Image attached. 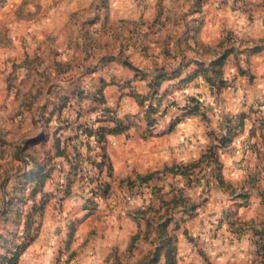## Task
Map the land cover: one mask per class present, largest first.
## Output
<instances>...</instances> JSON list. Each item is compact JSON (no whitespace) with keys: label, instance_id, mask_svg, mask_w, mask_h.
Wrapping results in <instances>:
<instances>
[{"label":"crops","instance_id":"0c3cea01","mask_svg":"<svg viewBox=\"0 0 264 264\" xmlns=\"http://www.w3.org/2000/svg\"><path fill=\"white\" fill-rule=\"evenodd\" d=\"M108 26L114 30L108 32ZM0 27L1 100L7 98L14 105V98L28 94L26 88L33 82L59 89L79 87L84 96L100 87L110 119L98 124L113 128L122 121L125 125L122 131L106 135L112 166L108 196L95 208L84 209L87 189L75 181L63 204L54 208L60 216L78 217L68 241L76 254L71 264L114 260L125 264L131 237L148 230L138 261L153 242L158 245L157 226L169 218V230L178 222L177 264L248 259L250 236L233 233L221 214L230 208L236 218L252 220L261 212L257 189L251 184L256 182L260 189L264 185V0H0ZM225 32L239 39L240 46L222 47ZM50 33L55 47L51 50L43 45ZM49 51L52 64L26 62L32 56L44 59ZM226 51L222 72L228 84L215 94L199 65L207 66ZM241 69L247 75L240 74ZM156 83L153 95L151 86ZM68 96L74 105L77 97ZM191 99L200 103V113L184 115ZM150 107L156 110V123L147 128L145 112ZM95 118L94 112L85 113L80 122ZM235 124L240 127L233 129V145L220 153V175L233 195L219 187L211 170H205L206 200L187 217L184 206L174 205L172 199L188 196L198 201L204 184L188 186L182 175L167 170L198 160ZM243 140L250 145L244 155L237 149ZM53 156L47 182L53 183L52 195L61 197L55 184L70 180L69 165L65 158ZM57 170L62 171L58 178ZM151 172L156 176L139 185L136 177ZM128 180H135L131 192ZM243 192L248 195L246 206L234 200ZM133 208L145 212L134 215ZM47 219L42 230L54 232V251L62 246L60 239L69 228ZM45 253L51 260L50 251Z\"/></svg>","mask_w":264,"mask_h":264},{"label":"rangeland","instance_id":"374dc122","mask_svg":"<svg viewBox=\"0 0 264 264\" xmlns=\"http://www.w3.org/2000/svg\"><path fill=\"white\" fill-rule=\"evenodd\" d=\"M112 22L115 23L116 21L112 20ZM2 29L3 27H0L1 42H3ZM108 29V32L114 30L109 26ZM103 35L105 36L106 33H103ZM52 36H54L52 33L46 35L43 43L46 48H50L49 50L55 48L52 45L54 42ZM223 37L224 45L222 47L230 48L231 46H240L238 45L240 40L234 38L235 36L233 37L231 33L225 32ZM254 43L258 44L259 42H253L252 44ZM257 44L253 46L256 47L258 46ZM64 46L66 44L62 42L61 47L64 48ZM50 53L52 52L49 51V54H46L44 59L32 56L26 59V62L33 66L47 61L52 64V54ZM239 71L240 74L247 75V70L241 69ZM26 90L28 94L23 93L20 99L13 97L14 105L13 103L9 104L7 98L1 100L3 93L0 90V264H7L4 260L5 257L11 256L12 252L18 251L21 254L17 264H71L76 254L73 249L68 247V241L73 237L74 227L78 217L74 215L70 217V213L65 217L64 215L60 216V213L55 211L57 209L56 205L60 207L64 199H66L64 196L66 197L67 187L65 184H55L56 190H59L58 193L62 194L61 197L53 196V192L50 191L53 183L45 181L43 186H40V181L37 180V176L40 174L43 175L44 173L38 167L39 162L50 166L52 164V157L56 154V151L60 152L63 148L65 152L68 149L72 150L75 148L74 144L76 143H78L76 145L78 150L79 147H82L83 142L87 139L83 132L76 127L81 123H86L85 121L80 122V118H82L83 114L88 113L92 108L96 107L97 102L85 96L86 99H81V102L74 103V105L69 104L68 97L64 99L63 97L69 92L70 88L43 87L40 85V82L39 84L33 82ZM58 90H63L66 93L59 95L60 92ZM86 100L90 102L84 106L83 103ZM64 101L67 102L65 103ZM74 106L78 107L75 108ZM10 107L13 109L12 112L8 113ZM25 111L28 113H25ZM94 113L96 114V118L92 123L99 117L98 112ZM78 136H80L82 141ZM235 137L236 135L233 137L232 143H229L223 148H219V159L220 153L233 145ZM66 143H68L67 148H65L67 146ZM67 154L70 153L67 152ZM219 161L221 163V160ZM261 162L264 163V156ZM207 168L213 174V168ZM60 172L62 171L57 170L56 176ZM47 173H50V170ZM255 176L253 175V177ZM213 177L215 179V175ZM251 185L257 189L256 199L261 208L260 216L252 220H241L233 215L230 208L223 209L224 211L221 214V220L227 222L230 230L237 229L239 235L246 234L250 236L251 246L248 251V259L232 264H264V185L262 189L258 188L256 182H253ZM225 189L231 192L230 188ZM128 191L131 192V189ZM205 193L206 195L208 194L203 189L200 192L199 200H190V202L202 205L204 202L201 201L205 199ZM86 195L88 196V192ZM185 198L188 199L189 197L185 196ZM48 206L50 207L49 211L47 210ZM140 211L143 210L138 208L132 209L134 215L141 213ZM46 219L50 223L61 221L69 228V231H65L63 237L60 239L62 246L56 247L54 251V246L51 244V240L55 235L54 232L48 229L42 230ZM233 222L242 223L241 225L243 226L234 224L233 227H230ZM247 223L250 225H246ZM258 232H261V234H258ZM148 237L149 234H147L146 238ZM145 240L147 239H136L132 243H129L126 250L128 261L126 262L125 259V264H136L135 262L139 258L137 255L139 256L140 252L144 250L140 244ZM38 242L44 243L49 247H40ZM42 250L43 253L40 254ZM45 252H48L52 256L50 257L51 260L46 259L48 255ZM111 263L121 264L120 261L116 260ZM160 264H164V257Z\"/></svg>","mask_w":264,"mask_h":264},{"label":"trees","instance_id":"16d2710c","mask_svg":"<svg viewBox=\"0 0 264 264\" xmlns=\"http://www.w3.org/2000/svg\"><path fill=\"white\" fill-rule=\"evenodd\" d=\"M228 51L224 52L221 56H219L217 59L214 61L210 62L207 66H204L203 64L199 65V72L203 75L204 79L206 82H208L213 89L215 94H218L220 90L225 87L228 82L224 80L223 78V72L222 68L227 56ZM158 85L156 83L154 86H151V90L153 92V95L155 94V88ZM61 93H66L61 90H58ZM69 94H73L77 97L76 103L81 102L80 100L86 99L84 96V90H82L79 87H71L69 92L66 93V95L63 97H68L69 101ZM74 96V97H75ZM87 98L96 101L97 106L92 108L91 111L89 112H98L99 117L95 120V122H86V123H81L79 124L76 128L78 130H81L83 134L86 137H91L93 136L97 146L92 147V145L89 143L88 140H85L82 145V147L76 148V145L78 143L74 144L75 148L68 151H64L63 149L60 150V152L56 151V154H54L56 157H63L68 161L69 165V171L68 174L70 176V180L65 184L67 187V195H69V192L71 190L72 184L77 181L80 182L81 184L83 183L84 177L87 178L89 184L92 186L88 190V196L85 199L84 202V209H91L95 208L96 206V199L100 197L102 200L105 199L108 194H109V182L108 179L112 176V166L109 160V157L106 153V135L108 133H117L122 131L125 128V125H123L122 121H116V124L113 128L109 127H104L99 125V122H105L110 119L108 118V113L109 109L105 107V100L102 97L101 94V89L100 87L94 88L93 92L91 95H88ZM194 102L195 105L193 106H187L184 111V115H190V114H196L200 113V108L201 105L198 101L195 99L189 100V102ZM65 103L67 101H64ZM43 109V107H42ZM88 112V113H89ZM156 113V110L153 108H148L145 112V120H146V126L147 128L152 127L156 122L155 118L153 115ZM80 114V113H79ZM82 115V114H81ZM81 117V116H80ZM80 121V120H79ZM176 123V120L175 122ZM172 123L171 125H173ZM236 129L240 127L239 124L235 125ZM235 127H228L227 128V134L220 139H216L217 143H211L208 145V147L205 149V152L202 154V156L196 160L192 161L186 164H180L173 166L169 168L167 171L173 175L179 174L182 175L186 179V184L188 186L194 184L195 186L204 184L202 187V190H208V181L205 176V170H209L207 167L213 168L212 172L215 175V180L218 182L219 187L221 188H229L228 185L223 183L221 175H220V170L222 164L220 163L219 159V148H223L229 143H232L233 137L236 135V133L233 132V129ZM75 128V129H76ZM58 129V128H55ZM235 129V130H236ZM148 130V129H147ZM148 133H150L148 131ZM149 135V134H148ZM80 139V136H78ZM81 140V139H80ZM82 141V140H81ZM215 141V142H216ZM68 147V143H66ZM80 144H82L80 142ZM79 144V145H80ZM83 148V150H81ZM219 150V151H218ZM70 153V154H67ZM54 157V156H53ZM52 157V159H53ZM212 161V162H211ZM52 165V164H51ZM45 165L44 163L41 164L39 162V169L44 173L43 175L40 174L37 176V180L40 181V186H43V183L47 181V179L50 177L51 174V169L52 167ZM92 166V168L90 167ZM48 170H50V173H47ZM157 172H151L148 174H145L143 176H137L136 180L140 182L139 185L141 184H147L151 179L156 176ZM135 180H128L126 185L131 189L134 185ZM234 192L231 190V194L233 195ZM64 196V198H66ZM206 199H203L201 202H205ZM234 200H238L239 203L243 206L247 205L248 201V195L246 192L239 193L236 195V198ZM172 203L174 205H177L178 203H181L184 206V213L187 215V217H192L194 212L196 211L197 207L200 205L198 203H191L190 198H185L183 196L181 199L176 200L174 197L172 199ZM139 209V208H138ZM143 211H140L141 213L145 212V209H142ZM229 216V215H228ZM166 219V218H165ZM171 220L166 219L162 221L156 229V238L158 245L154 246V242L152 243L151 249L146 253L142 258H140L136 264H160L161 260L164 257V264H177V257H176V240L177 236L174 234V230L177 229L178 227V222L175 221L174 227L172 230L168 229V226L170 224ZM251 222V221H250ZM249 222V223H250ZM247 223L246 225H250ZM234 224H238L240 226L242 223L238 222H233L231 223L230 227H233ZM149 219L147 222V226H149ZM233 233L238 234V230H232ZM147 234H149V231L147 230L143 236L141 234H135L134 236L131 237V243L133 240H141V239H147ZM258 234H261V232H258ZM21 253L18 252H12L11 256L5 257V261L7 264H17L19 261V256ZM163 256V257H162ZM257 262V261H256Z\"/></svg>","mask_w":264,"mask_h":264},{"label":"built area","instance_id":"2783aa9c","mask_svg":"<svg viewBox=\"0 0 264 264\" xmlns=\"http://www.w3.org/2000/svg\"><path fill=\"white\" fill-rule=\"evenodd\" d=\"M189 105H190V106H193V105H195V103H194V102H189ZM86 139L89 141V143L92 145V147H96V146H97V143H96V141H95V139H94L93 136H91V137H86ZM187 140L190 141L191 138H187ZM237 149H238V152H240V153L243 154V153H245V152L248 151V149H249V144H248L245 140H243V141H241L240 144L237 146ZM90 167L92 168L91 165H90ZM83 180H84V181H83L82 184L85 186V188L87 189V192H88L89 188H90L92 185L89 184V182H88V180H87L86 177H84ZM96 201H97V203H98V202L102 201V199H101L100 197H98V198L96 199Z\"/></svg>","mask_w":264,"mask_h":264}]
</instances>
